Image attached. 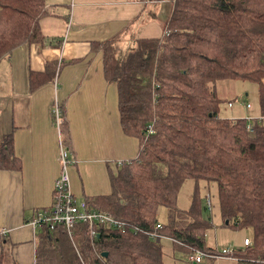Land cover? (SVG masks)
I'll return each instance as SVG.
<instances>
[{"label":"trees","instance_id":"16d2710c","mask_svg":"<svg viewBox=\"0 0 264 264\" xmlns=\"http://www.w3.org/2000/svg\"><path fill=\"white\" fill-rule=\"evenodd\" d=\"M46 14L44 0H0V58L21 43L41 46L37 19ZM161 23L159 38L131 37L129 51L117 45L127 26L95 45L103 78L116 87L121 130L137 138L138 150L110 172L109 195L85 202L123 228L97 226L93 236L86 224H76L67 237L59 225L52 231L40 225L34 264H163L159 239L148 236L152 231L186 253L214 258L204 243L211 225L202 214L210 209L203 197L209 194L200 196L197 182L214 186L221 226L251 231L249 245L221 256L228 254L234 264H264V126L256 122L254 132H246L244 118L235 117L238 105L232 109L235 101H225L232 116L220 113L222 100L214 92L219 80L252 82L255 112L264 114V0H170ZM56 69L53 62L34 78L29 72L28 87L48 82ZM65 131L61 120L67 147ZM10 147V135H4L0 167L17 169ZM185 179L194 183L191 200L178 208ZM158 206L166 210V222L156 229Z\"/></svg>","mask_w":264,"mask_h":264},{"label":"crops","instance_id":"0c3cea01","mask_svg":"<svg viewBox=\"0 0 264 264\" xmlns=\"http://www.w3.org/2000/svg\"><path fill=\"white\" fill-rule=\"evenodd\" d=\"M169 1L44 0L47 14L37 19L43 44L21 43L0 58V141L10 135L18 160L17 169L0 167V264H34L41 228L28 221L34 209L49 206L59 171V129L49 118L52 103L63 111L66 146L74 158L67 167L68 188L78 202L109 195L110 172L135 158L138 140L121 130L116 87L103 78L95 45L125 26L131 32L130 24L140 17L143 23L128 38H159L163 28L158 7ZM53 62L57 69L48 82L31 90L29 72L34 78ZM237 107L235 117L258 114L253 106ZM233 112L228 111L230 116Z\"/></svg>","mask_w":264,"mask_h":264},{"label":"rangeland","instance_id":"374dc122","mask_svg":"<svg viewBox=\"0 0 264 264\" xmlns=\"http://www.w3.org/2000/svg\"><path fill=\"white\" fill-rule=\"evenodd\" d=\"M168 9L169 2L161 3L158 7L157 16L163 19L166 16L165 14H167L166 12H168ZM153 10L155 9L153 8ZM142 23L143 20L142 17H140V20L136 24L131 23L130 25L137 27ZM133 27L131 32L128 30L125 32L124 39L117 44L122 51H129L134 47V40L128 38L130 37V33H133ZM214 92L217 97L222 100L220 103V113L223 114L228 112V110L231 111V109L226 107L225 101L227 100L235 101L232 109L235 104L241 105L246 102H249L253 107L257 105L256 86L254 83L246 80H219L214 85ZM193 184L194 183L191 180L185 179L180 185L176 197V206L178 208H186L189 205L193 191ZM203 185L202 182H197L196 188L199 190V195L202 196L203 192L208 191L211 203L208 212L203 211L202 213L204 216H209V225H211L204 235V243L206 248L212 249L215 258L202 254L201 261L196 262V264H234V260L228 254H224L223 258L217 256L232 249L238 250L239 248H242V239L246 237L250 241L251 231L248 227L234 229V227L221 226L214 186L209 184L207 189H205ZM155 213L158 223L163 224L166 222V210L162 206H158ZM157 241L161 245V259L163 264H191L187 261V256L191 253H186L183 248L178 246L173 247L170 240H163V238H161Z\"/></svg>","mask_w":264,"mask_h":264},{"label":"built area","instance_id":"2783aa9c","mask_svg":"<svg viewBox=\"0 0 264 264\" xmlns=\"http://www.w3.org/2000/svg\"><path fill=\"white\" fill-rule=\"evenodd\" d=\"M230 106L229 102L227 103ZM244 108H249V104H243ZM52 123L58 127L60 126L62 116L57 104L52 103L50 108V117ZM246 125L245 131L248 133L254 132V124L264 126V114L252 115L247 114L243 117ZM148 130L150 127L148 126ZM57 160L59 164V171L52 182L51 189V202L45 209H39L32 212V217L28 221V224L32 228H37L40 225H44L48 230L52 231L55 226L59 225L63 228L67 237H71L73 234L74 225L86 224L90 228V234L94 236L93 228L97 226H105L106 228L120 227L123 228V223L113 217L110 213L101 210H93L89 208L85 200L78 202L75 196L69 190V177L67 174V167L74 163V158L70 156L68 148L63 146L60 135H58V152ZM203 204L206 210L210 207L209 196L203 197ZM154 228H160V224L156 223ZM92 228V229H91ZM2 232V231H1ZM0 232V233H1ZM149 238L167 239L168 237L162 234L153 232L148 233ZM169 239V238H168ZM243 245H249L247 238H243ZM201 251L196 250L193 254L187 256V261L192 264H196L201 259ZM217 257H221L218 255Z\"/></svg>","mask_w":264,"mask_h":264},{"label":"water","instance_id":"95a60500","mask_svg":"<svg viewBox=\"0 0 264 264\" xmlns=\"http://www.w3.org/2000/svg\"><path fill=\"white\" fill-rule=\"evenodd\" d=\"M224 223H226V220H224Z\"/></svg>","mask_w":264,"mask_h":264}]
</instances>
